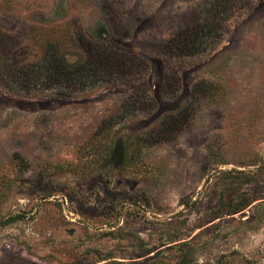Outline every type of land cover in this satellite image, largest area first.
Wrapping results in <instances>:
<instances>
[{"label":"rangeland","instance_id":"1","mask_svg":"<svg viewBox=\"0 0 264 264\" xmlns=\"http://www.w3.org/2000/svg\"><path fill=\"white\" fill-rule=\"evenodd\" d=\"M0 264H264V0H0Z\"/></svg>","mask_w":264,"mask_h":264}]
</instances>
